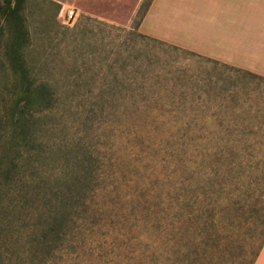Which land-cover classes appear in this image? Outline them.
Listing matches in <instances>:
<instances>
[{
	"label": "rangeland",
	"instance_id": "obj_1",
	"mask_svg": "<svg viewBox=\"0 0 264 264\" xmlns=\"http://www.w3.org/2000/svg\"><path fill=\"white\" fill-rule=\"evenodd\" d=\"M151 2L134 12L136 1L25 0L1 17L0 153L15 154L13 108L28 78L54 94L27 111L25 178L0 210L6 262L248 264L258 249L264 81L138 38ZM64 6L79 12L73 26ZM158 18L137 31L166 40Z\"/></svg>",
	"mask_w": 264,
	"mask_h": 264
},
{
	"label": "crops",
	"instance_id": "obj_2",
	"mask_svg": "<svg viewBox=\"0 0 264 264\" xmlns=\"http://www.w3.org/2000/svg\"><path fill=\"white\" fill-rule=\"evenodd\" d=\"M99 1H136V12L143 0ZM173 3L183 4L175 7ZM164 13L172 34L182 39L177 42L167 37H172L169 27L166 40L154 32L155 38L242 68L264 81V0H152L140 27L155 23ZM255 264H264V245Z\"/></svg>",
	"mask_w": 264,
	"mask_h": 264
},
{
	"label": "trees",
	"instance_id": "obj_3",
	"mask_svg": "<svg viewBox=\"0 0 264 264\" xmlns=\"http://www.w3.org/2000/svg\"><path fill=\"white\" fill-rule=\"evenodd\" d=\"M24 1L25 0H14L15 4L12 5V0H0V44L3 33L1 17L4 15H11L12 13H15L16 10L18 11ZM144 15L140 18L138 25L133 26V28L131 29L134 32V35H136L140 39H144V40L149 39L158 43L167 44L166 42L160 39H157L155 37H150L148 35H145L137 31L144 18ZM177 48L181 49L180 47ZM22 74L26 78H28L30 75L26 67L22 68ZM46 87L48 86L45 85L44 83H37L28 78V81L26 83V92H29L30 95L19 97L14 103L13 118H14V125L16 127L15 131H20V133L15 132L14 135H12V137L14 138L12 140L14 142L13 143L14 149L12 150L15 154L10 157L5 152L0 153V210L2 211H5V207L2 206L4 204V200L8 196L10 197L15 195L14 191L19 188L20 183L23 182L25 178L26 173L23 164V158L25 156V152H30L29 142L30 139L32 138L30 134V129H31V120L29 118L30 112L27 111L35 107L36 104H38L35 110L39 112L41 111V108L51 107L54 101L53 91H51L50 89L48 91ZM13 204H14L13 207L16 208L17 204H19V201L18 202L15 201ZM20 220H22V218L17 217V220L14 219L12 220V222H7V223L8 225H10V223L14 225L16 222ZM2 225L3 224L0 223V229ZM57 229L58 227H51L49 231L55 232L57 231ZM263 245H264V237L261 240L258 249L253 251V256L248 264H255L257 258L259 257ZM10 259L11 258H9V260ZM6 260H7L6 257L0 256V264H11L9 261L6 262Z\"/></svg>",
	"mask_w": 264,
	"mask_h": 264
},
{
	"label": "built area",
	"instance_id": "obj_4",
	"mask_svg": "<svg viewBox=\"0 0 264 264\" xmlns=\"http://www.w3.org/2000/svg\"><path fill=\"white\" fill-rule=\"evenodd\" d=\"M79 17V12L76 8L71 6H64L60 12V18L66 25L73 26Z\"/></svg>",
	"mask_w": 264,
	"mask_h": 264
}]
</instances>
